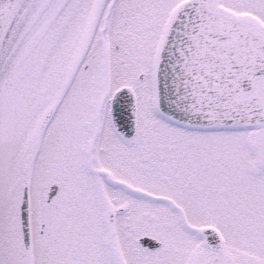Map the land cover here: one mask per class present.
Instances as JSON below:
<instances>
[{
  "label": "snow or ice",
  "instance_id": "6c2138e0",
  "mask_svg": "<svg viewBox=\"0 0 264 264\" xmlns=\"http://www.w3.org/2000/svg\"><path fill=\"white\" fill-rule=\"evenodd\" d=\"M0 264H264V0H0Z\"/></svg>",
  "mask_w": 264,
  "mask_h": 264
}]
</instances>
